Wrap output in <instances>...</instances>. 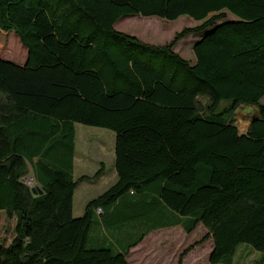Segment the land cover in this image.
Instances as JSON below:
<instances>
[{"label": "trees", "instance_id": "1", "mask_svg": "<svg viewBox=\"0 0 264 264\" xmlns=\"http://www.w3.org/2000/svg\"><path fill=\"white\" fill-rule=\"evenodd\" d=\"M136 16L202 25L153 46L116 29ZM4 34L25 59L0 57V211L16 220L0 264H129L149 228L122 251L92 233L135 221L202 225L211 264L242 246L264 264V0H0ZM190 35L195 64L174 51ZM241 107L258 111L245 135ZM78 124L115 134L118 181L75 218L79 183L104 172L75 180Z\"/></svg>", "mask_w": 264, "mask_h": 264}, {"label": "rangeland", "instance_id": "2", "mask_svg": "<svg viewBox=\"0 0 264 264\" xmlns=\"http://www.w3.org/2000/svg\"><path fill=\"white\" fill-rule=\"evenodd\" d=\"M150 19L161 22H151ZM228 19L234 17L229 14ZM179 21V22H178ZM202 25V22H195L188 17H182L177 21L170 22L158 18H144L141 16L126 17L118 22L116 29L127 35L136 37L140 41L153 46H166L171 44L176 35L185 29H192ZM152 29H156L155 33ZM15 34H4L0 44L7 40L5 50L0 48V57L11 58L17 62H24L25 53L21 50L20 41ZM201 35H190L179 41L174 51L192 64L196 63L194 46L200 40ZM13 61V60H10ZM19 64V63H17ZM264 104V99H263ZM248 107H241L235 114L239 132L245 133L252 122L257 117L258 111L248 113ZM115 134L109 130L88 127L84 125L76 126V158L74 177L78 181L83 176L93 177L101 168H104L103 175L88 183H79L74 196V217L78 218L84 214L87 203L105 193L118 181L115 169ZM113 221V219H112ZM167 223L172 219L165 218ZM109 224L103 230L104 234L98 233L96 238L106 240L99 241L96 247H109L114 251L126 249L129 243L126 239H118L113 233ZM143 228L136 231L133 240L140 239L144 232ZM117 233V232H116ZM103 235V237H102ZM207 230L200 225L192 234H187L183 228H166L158 233H152L142 243L141 249H135L129 256L131 264H178L183 254V264H211L210 254L214 248L213 239L207 238ZM121 240L127 241L122 242ZM141 246V245H140ZM98 248V249H99ZM259 255L250 248L242 246L235 258V264H254Z\"/></svg>", "mask_w": 264, "mask_h": 264}, {"label": "crops", "instance_id": "3", "mask_svg": "<svg viewBox=\"0 0 264 264\" xmlns=\"http://www.w3.org/2000/svg\"><path fill=\"white\" fill-rule=\"evenodd\" d=\"M250 127V126H249ZM247 131H248V129L246 130V132L245 133H247ZM84 183V182H83ZM86 183H88V182H86ZM93 200V199H92ZM91 201V200H90ZM89 201V202H90ZM88 202V203H89ZM88 203H87V205H88ZM87 205H86V207H87ZM86 207H85V209H86ZM84 213H85V211H84ZM84 215V214H83ZM82 215V216H83ZM169 218L171 217L172 218V214L171 213H169L168 215H167ZM174 217V216H173ZM154 220L153 221V224H156L158 221H157V215H155V216H153L152 218H150V219H148V222H150L151 220ZM178 221H180V219L179 218H176L175 219V222L177 223ZM174 222V221H173ZM160 224V223H159ZM147 225V226H146ZM151 225H148V224H145V223H143V222H130V223H127V225H125V226H122V227H115V228H113L112 229V231H113V233L115 234V235H117V237H118V239H126V240H128L129 241V243L128 244H131L132 242H133V237L134 236H136V234H137V232L136 231H140V230H142L143 228H145V227H147V228H149V230H148V233H147V235L145 236V238H144V240L137 246V247H135L134 249H132L131 250V252H130V254H129V256L132 254V251L133 250H135V249H138V250H136V251H139V249H141V247H142V243L145 241V239H147L152 233H158V232H160L161 230H165L166 228H163V229H157L158 227H157V225H154V227H150ZM160 226V225H159ZM155 227H157V228H155ZM177 227H180V228H182L181 226H176L175 224L174 225H172V223L171 224H169L168 225V227L167 228H177ZM102 228H104L102 225H100V224H98L97 225V227H96V230L94 229L93 230V233H92V235H93V240L94 241H96V242H98V240H96L95 239V234H98V233H101L102 234ZM151 228H153V229H151ZM117 232V233H116ZM102 237H103V235H102ZM104 240H106V238L105 239H103L102 238V241H104ZM122 242H127V241H124V240H121ZM141 245V246H140ZM211 254H212V252H211ZM211 254H210V257H211ZM129 256H128V258H127V260H128V262H129V264H131V262H130V260H129ZM209 257V258H210Z\"/></svg>", "mask_w": 264, "mask_h": 264}, {"label": "built area", "instance_id": "4", "mask_svg": "<svg viewBox=\"0 0 264 264\" xmlns=\"http://www.w3.org/2000/svg\"><path fill=\"white\" fill-rule=\"evenodd\" d=\"M22 182L30 189H35L38 185L34 171L30 168L23 177ZM102 211L99 210V213ZM16 220L10 219L4 211H0V246H8L15 235Z\"/></svg>", "mask_w": 264, "mask_h": 264}, {"label": "water", "instance_id": "5", "mask_svg": "<svg viewBox=\"0 0 264 264\" xmlns=\"http://www.w3.org/2000/svg\"><path fill=\"white\" fill-rule=\"evenodd\" d=\"M196 45V44H195ZM194 48H195V46H194ZM255 108H251V107H248L247 108V112L248 113H252V112H254L255 110H254ZM246 133H240V135H245ZM33 192H34V194L35 195H39V196H41V195H43V190L41 189V187L40 186H37L34 190H33Z\"/></svg>", "mask_w": 264, "mask_h": 264}]
</instances>
